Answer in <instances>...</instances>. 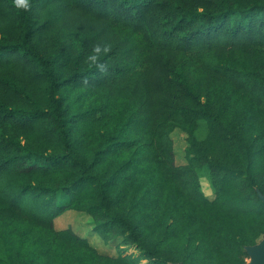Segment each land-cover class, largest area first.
<instances>
[{
	"label": "trees",
	"instance_id": "trees-1",
	"mask_svg": "<svg viewBox=\"0 0 264 264\" xmlns=\"http://www.w3.org/2000/svg\"><path fill=\"white\" fill-rule=\"evenodd\" d=\"M259 190L264 0H0V264H245Z\"/></svg>",
	"mask_w": 264,
	"mask_h": 264
},
{
	"label": "rangeland",
	"instance_id": "rangeland-1",
	"mask_svg": "<svg viewBox=\"0 0 264 264\" xmlns=\"http://www.w3.org/2000/svg\"><path fill=\"white\" fill-rule=\"evenodd\" d=\"M172 137L174 139L176 162L178 164L188 163V148L190 146L188 132L184 129L177 128L172 133ZM200 180L205 194L209 197H213V189L208 177L206 175H202ZM58 201L59 203H66L68 202V197L64 194H60ZM55 225L58 229L71 227L81 236L88 237L91 244L103 254L117 256L120 251L128 253L134 252L135 254L140 253V250L133 245L121 244L123 239L122 236L106 243L94 230L95 223L91 215L83 211L74 209L67 210L55 220ZM149 262V259H142L139 264H147Z\"/></svg>",
	"mask_w": 264,
	"mask_h": 264
},
{
	"label": "water",
	"instance_id": "water-1",
	"mask_svg": "<svg viewBox=\"0 0 264 264\" xmlns=\"http://www.w3.org/2000/svg\"><path fill=\"white\" fill-rule=\"evenodd\" d=\"M258 194L264 202V193L259 190ZM246 250L249 254V259L245 264H264V235L255 244L246 246ZM173 264H184L183 262H175Z\"/></svg>",
	"mask_w": 264,
	"mask_h": 264
},
{
	"label": "clouds",
	"instance_id": "clouds-1",
	"mask_svg": "<svg viewBox=\"0 0 264 264\" xmlns=\"http://www.w3.org/2000/svg\"><path fill=\"white\" fill-rule=\"evenodd\" d=\"M13 6L19 11L30 6V0H13ZM98 50V49H97Z\"/></svg>",
	"mask_w": 264,
	"mask_h": 264
}]
</instances>
